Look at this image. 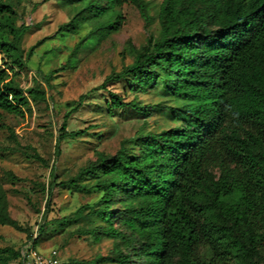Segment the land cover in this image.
I'll list each match as a JSON object with an SVG mask.
<instances>
[{"label": "trees", "instance_id": "trees-1", "mask_svg": "<svg viewBox=\"0 0 264 264\" xmlns=\"http://www.w3.org/2000/svg\"><path fill=\"white\" fill-rule=\"evenodd\" d=\"M84 1L59 33L75 35L92 21L99 23L89 37L119 32L123 16L116 7L128 1L147 17L141 0ZM6 12L11 11L0 5V31L12 40H0V54L20 64L19 43L27 28H18ZM160 21V37L150 38L131 65L80 96L65 116L59 140L84 135L85 130H67L71 113L90 94L122 81L134 93L162 83L165 93L183 104L180 110L169 108L182 125L141 132L123 141L115 155H101L84 170L96 179L99 202L59 219V226L76 223L89 210L107 224L106 237L129 248L125 253L117 244L115 257L108 259L112 264H133V259L141 264H264V0H163ZM45 100L44 90L31 88L26 94L0 67V111L23 116L31 101ZM108 104L111 111L131 108L150 115L149 106L126 102L114 92ZM30 158L47 165L37 154ZM66 184L90 193L75 179L53 181L49 198ZM116 201L122 210L111 208ZM117 219L130 234L115 228ZM0 225L22 229L9 215L4 194ZM0 253L23 264L22 250L7 247Z\"/></svg>", "mask_w": 264, "mask_h": 264}, {"label": "rangeland", "instance_id": "rangeland-1", "mask_svg": "<svg viewBox=\"0 0 264 264\" xmlns=\"http://www.w3.org/2000/svg\"><path fill=\"white\" fill-rule=\"evenodd\" d=\"M141 1L146 18L137 4L128 1L116 7L123 16L119 32L89 37L99 21L84 24L75 35L58 32L83 8L84 0H0V5L11 11L4 14L18 28H27L19 43L22 62L16 64L11 55L0 54V67L26 94L31 88L46 92V100L31 101L23 116L0 111V194L6 196L8 213L22 228L0 225V249L18 251L29 245L43 253L57 249L62 264H112L108 259L115 257L117 244L123 252L129 251L119 240L103 234L107 224L89 210L65 228L59 226L58 220L72 216L82 206L93 207L99 202L96 179L84 174L89 165L101 155H115L123 141H133L141 132L159 133L181 126L180 118L169 108L180 110L182 102L168 96L162 83L145 93H134L126 81L109 83L107 90L90 94L66 121L68 131L86 133L77 139L59 137L65 116L81 95L100 86L112 72L131 65L150 38L160 37L163 0ZM0 40L11 41L12 37L0 31ZM39 42L41 45L28 57ZM109 92L126 102L149 106L150 115L145 117L131 108L111 111ZM34 154L47 165L30 158ZM214 174L218 178L220 171ZM73 179L88 186L90 193L78 192L66 184L56 188L49 198L47 189L53 181L59 184ZM123 207L118 201L111 206L113 210ZM114 226L130 234L118 219ZM41 227L47 231L41 232ZM133 262L141 264L136 259ZM0 264L22 263L0 253Z\"/></svg>", "mask_w": 264, "mask_h": 264}, {"label": "built area", "instance_id": "built-area-1", "mask_svg": "<svg viewBox=\"0 0 264 264\" xmlns=\"http://www.w3.org/2000/svg\"><path fill=\"white\" fill-rule=\"evenodd\" d=\"M23 264H61V254L57 249H52L47 253L40 252L33 245H29L22 250Z\"/></svg>", "mask_w": 264, "mask_h": 264}]
</instances>
